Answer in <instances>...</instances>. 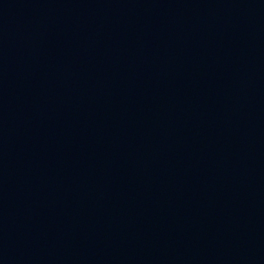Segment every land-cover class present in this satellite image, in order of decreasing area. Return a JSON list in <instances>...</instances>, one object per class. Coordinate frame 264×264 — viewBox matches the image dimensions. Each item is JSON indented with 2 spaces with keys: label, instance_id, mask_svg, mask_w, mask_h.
<instances>
[{
  "label": "water",
  "instance_id": "95a60500",
  "mask_svg": "<svg viewBox=\"0 0 264 264\" xmlns=\"http://www.w3.org/2000/svg\"><path fill=\"white\" fill-rule=\"evenodd\" d=\"M156 264H264V64L216 138Z\"/></svg>",
  "mask_w": 264,
  "mask_h": 264
}]
</instances>
